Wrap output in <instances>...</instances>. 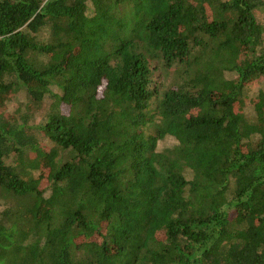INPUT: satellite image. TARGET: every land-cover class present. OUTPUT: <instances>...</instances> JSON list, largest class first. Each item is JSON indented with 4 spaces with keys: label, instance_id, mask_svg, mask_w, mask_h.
<instances>
[{
    "label": "trees",
    "instance_id": "trees-1",
    "mask_svg": "<svg viewBox=\"0 0 264 264\" xmlns=\"http://www.w3.org/2000/svg\"><path fill=\"white\" fill-rule=\"evenodd\" d=\"M261 16L0 0V264H264Z\"/></svg>",
    "mask_w": 264,
    "mask_h": 264
},
{
    "label": "rangeland",
    "instance_id": "rangeland-1",
    "mask_svg": "<svg viewBox=\"0 0 264 264\" xmlns=\"http://www.w3.org/2000/svg\"><path fill=\"white\" fill-rule=\"evenodd\" d=\"M264 16H261L260 19L263 20ZM264 87L263 84L261 83H252L250 85H248V87L245 89V96L246 97H253L260 89H262ZM22 95V94H21ZM25 98L22 96H18V97H14V99H12L9 104H8V109L11 113L15 112L17 110V108L19 107V104L22 103V101ZM50 105V101L48 98H46L45 100V104H44V109L37 115L36 120H43L44 117L46 116L47 112H48V108ZM245 111L247 113V116L249 117V119L254 120L256 118V113L254 111V108L250 105H248L245 108ZM5 201H1V203H3ZM4 208V204L0 207V209Z\"/></svg>",
    "mask_w": 264,
    "mask_h": 264
}]
</instances>
